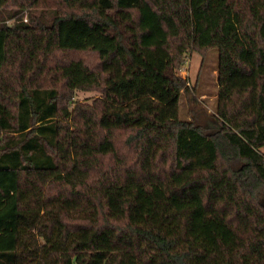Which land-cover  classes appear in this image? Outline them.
I'll return each mask as SVG.
<instances>
[{"label": "trees", "instance_id": "obj_1", "mask_svg": "<svg viewBox=\"0 0 264 264\" xmlns=\"http://www.w3.org/2000/svg\"><path fill=\"white\" fill-rule=\"evenodd\" d=\"M262 148L264 0H0V264H264Z\"/></svg>", "mask_w": 264, "mask_h": 264}, {"label": "rangeland", "instance_id": "obj_2", "mask_svg": "<svg viewBox=\"0 0 264 264\" xmlns=\"http://www.w3.org/2000/svg\"><path fill=\"white\" fill-rule=\"evenodd\" d=\"M26 21V18L24 19ZM218 54L210 50L204 57L196 52L189 53L181 76L188 80L190 90L180 97V117L190 120L196 114L201 123L208 128H215L213 117L217 94ZM97 94L90 91H76L75 100L90 103ZM264 154V148L261 149ZM257 199L264 208V187L257 191Z\"/></svg>", "mask_w": 264, "mask_h": 264}]
</instances>
